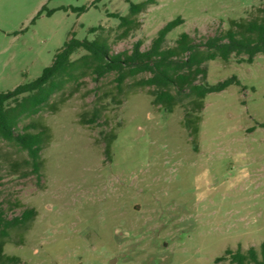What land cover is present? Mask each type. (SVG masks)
I'll list each match as a JSON object with an SVG mask.
<instances>
[{"label":"rangeland","instance_id":"1","mask_svg":"<svg viewBox=\"0 0 264 264\" xmlns=\"http://www.w3.org/2000/svg\"><path fill=\"white\" fill-rule=\"evenodd\" d=\"M139 3L143 0H130ZM86 7L80 11L79 8ZM125 0H0V92L37 78L70 33L106 41L112 54L150 46L178 16L180 33L201 39L230 20L261 14L264 0H156L134 16L127 34L111 16L128 14ZM96 28L95 31H90ZM78 50L71 59L84 54ZM206 81L235 76L204 100L193 141L184 107L171 113L152 103L150 87L118 85L116 74L86 75L23 118L48 128L39 177L27 153L0 139V230L3 253L22 264H216L228 248L264 241V54L252 63H205ZM94 111V123L81 124ZM115 136L110 158L105 135ZM23 226L8 224L23 211Z\"/></svg>","mask_w":264,"mask_h":264},{"label":"trees","instance_id":"2","mask_svg":"<svg viewBox=\"0 0 264 264\" xmlns=\"http://www.w3.org/2000/svg\"><path fill=\"white\" fill-rule=\"evenodd\" d=\"M125 1L129 3L127 15L111 14L118 19L119 28L124 29L123 36L129 32L134 16L156 0H143L139 3ZM79 10L84 11L86 7ZM182 22L183 19L178 15L166 22L145 50L140 49L141 42L137 41L132 51L116 54L109 52L104 40L77 39L74 33H70L63 46L55 53L52 63L37 78L19 84L10 91L0 92V139L13 142L26 151V163L31 166L29 173L39 177L41 151L49 138L48 128L30 122L18 130L19 122L25 117L36 115L48 105L54 110L55 104H49L51 97L62 91L67 84L86 75L100 78L114 72L118 85H121L125 79L142 72L149 76L136 81L135 85L141 88L150 87L148 93L153 97L152 103L162 106L168 113L175 106L182 105L185 110L183 125L194 141L199 132L200 113L206 96L219 93L233 84L240 85L235 76L214 84L208 83L205 63L216 59L228 62L234 58L238 63L249 64L256 55L264 54V8L261 9V14L253 18L230 20L227 29L213 35L196 39L182 32L172 46L165 45L168 33ZM95 29L91 28L90 31ZM80 49L86 52L72 60V54ZM97 117L98 111H94L90 118L82 117L80 123H94ZM104 139V153L110 158L111 144L115 136L108 133ZM33 215V209L25 210L19 218L7 223L14 227L23 226ZM6 234L0 230V264H22L18 257L4 255L2 249L5 242L2 237ZM214 262L264 264V241L258 248L228 247Z\"/></svg>","mask_w":264,"mask_h":264}]
</instances>
